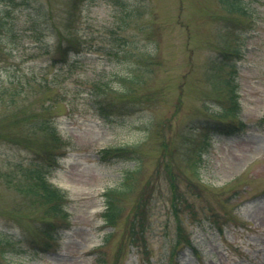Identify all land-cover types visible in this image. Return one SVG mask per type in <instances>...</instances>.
<instances>
[{
  "label": "rangeland",
  "instance_id": "obj_1",
  "mask_svg": "<svg viewBox=\"0 0 264 264\" xmlns=\"http://www.w3.org/2000/svg\"><path fill=\"white\" fill-rule=\"evenodd\" d=\"M14 1L0 0L17 34L14 43L1 38L9 55L0 56V91L23 84L13 106L0 102V231L9 242L0 245V264H264V0H245L250 18L230 14L225 0H77L76 8L74 0ZM33 21L42 41L33 36ZM73 31L83 34L85 53L53 64L45 46L54 49ZM231 48L242 53L229 62L237 117L247 126L221 135L212 127L238 120L224 111L231 105L224 81L232 73L224 52ZM99 85L105 90L98 95ZM40 112L64 141L50 181L68 199L66 220L47 215L7 181L19 176L17 163L36 160L44 134L12 123L14 116L32 121ZM206 127L205 151L198 143ZM118 146H136L138 158L100 161V150ZM130 172L134 190L116 228L106 227L104 193ZM169 173L195 208V218L185 210L179 222L196 253L176 246ZM147 181L148 226L133 245L129 226ZM44 220H54L56 240L42 232Z\"/></svg>",
  "mask_w": 264,
  "mask_h": 264
},
{
  "label": "trees",
  "instance_id": "obj_2",
  "mask_svg": "<svg viewBox=\"0 0 264 264\" xmlns=\"http://www.w3.org/2000/svg\"><path fill=\"white\" fill-rule=\"evenodd\" d=\"M11 1H13L15 5L16 2L14 0H10V2ZM21 4L28 6V3L26 2ZM224 4L230 14L238 15L246 18H250L252 15L248 7V4L245 2V0H225ZM72 6L73 8L77 7V0H74ZM71 22L72 21L70 20L69 25L71 24ZM33 26L34 29L32 30L34 32L33 33L34 38L36 39V41L38 40L42 41L43 35L41 31L40 34L37 35L36 30H38L37 29L38 27L36 26L34 21H33ZM238 26L239 25H237V27ZM77 32L73 31L69 33L67 36L64 37V41L60 40L58 42V44L54 49L47 48V46H45L46 48H44L45 50L44 53L54 55V57L52 58L53 64H59L65 62L67 60V57L71 53L78 54L80 56L83 55V52L86 50L83 41V34ZM3 37L4 40H6L9 43H14L17 37V34L15 33L14 19L12 17V14L10 13L9 7H7V10L5 9L4 11L0 9V56L3 55L8 56L9 52L2 50V48L5 49L3 47V43L1 39ZM241 54L242 53L238 48L236 49L231 48L224 52V60L226 61V64L230 66L232 69V73L230 74L229 77H226L224 81V85L228 87L229 96H231L230 97L231 105L229 107H225L224 111L227 112L225 114L226 116L229 115L233 119H235L239 114L240 108H239V100H238L239 96L237 89L235 88L236 84L234 83L235 78L233 75L235 73V67L229 62V60H232V56H239ZM128 83L132 85V84H137L138 81L135 80L134 78H130ZM22 85H20L17 89L0 91V102L4 101L5 103H9L13 106V104H15L17 101L15 100L16 96H18L22 92V87H21ZM38 86L40 90L49 89L48 86H46V84L43 83H39ZM103 86H105V84H103ZM101 89L103 91L104 87H101L99 85L98 86L99 91L96 94L98 95L101 94ZM110 90L113 92V89L111 88H107L106 91L109 92ZM125 93H127L126 95H128L131 93V91L128 90ZM98 101L100 102V100ZM101 103L104 104L103 99ZM43 109L48 110L49 107H43ZM41 112H46V111H41ZM37 115H35L34 118H32V121L31 118L28 117L19 118L18 113L17 116H14L16 119L12 123L22 124L26 122L29 126H32L33 129L37 131H41L44 134L40 136L43 142L42 143L38 142L37 145L40 149L38 150L33 149L34 152L36 153L34 154V159L36 160L31 161L28 166H25L23 163H17L15 167L20 172L19 176H15V175L11 177L9 176V178H7V181L10 185H13V188L16 191H18L20 194L31 199L33 203H37L41 207L43 206L47 215L51 217H59L61 219L66 220L67 211L65 204L68 201V199L66 198L64 192L50 181V173L58 166L59 158L64 153L61 147L63 146L64 141H62V136L58 131L56 123L53 120H50L49 117H44L42 113L39 114L38 117ZM4 121L5 118L3 116H0V126H3ZM237 121L235 120V123L229 122V124L227 125L226 124H218L219 126L212 125L213 126L212 132L221 135L238 133L240 132V130L246 127L245 126L246 124L244 122H240V121L237 122ZM204 129L206 131L202 132V135L200 136V143H198V145L201 144L202 146L201 149L206 151L210 146V141L208 139V134L210 131L208 130V127ZM36 141H39V139ZM162 147L164 148V154L162 160L165 157V161H166L167 152L164 142L162 143ZM135 148L137 147L136 146L107 147L100 150L98 152V156L100 161H102L103 163L136 159L138 158L139 155L135 152ZM203 153H204L203 151L198 152L197 157L194 161V166L196 167L195 169L196 173H198L199 171L197 169L198 168L197 166L201 161V157ZM165 165L167 168H169V163H167V161ZM130 173L126 175L120 186L108 188L104 193L106 208L102 212V217H103L104 225L106 227L116 228L118 224L117 223L118 217L122 215L124 212V206L122 202H124V200L128 198L127 196L130 195L134 190L133 185L130 184L131 180H129L133 172ZM166 179H168V183L171 190L170 205H169L170 208L168 209V211L169 212L172 211L174 217L177 218L176 245L179 244L191 245L190 234L187 233L185 227L182 225L181 222H179V219H180V215L185 210L189 212L190 216L195 218L196 217L194 211L195 208L191 204L185 193H183L179 189L176 175L169 173L168 178L166 177ZM150 181L152 180L150 179ZM150 181H147V183H145L146 185L141 189L138 195V201L136 203L135 211L132 213L133 218L132 221L130 222L129 234L131 236V243L133 245H139V239L143 240L144 233L148 226L149 210L151 208L152 199H153V189H152L153 184ZM44 222L46 223L47 221L44 220L43 223ZM213 222L216 225H218V227H220L217 218L216 219L213 218ZM55 229L56 228L54 226V220L52 221L49 220L46 223V225L43 228H41L44 235H46L48 238L52 240H56L58 238L54 236ZM220 231H222V229H220ZM113 233L114 231L107 233L105 235V238L103 239V244L100 247H104V245L108 242V240L110 239ZM0 236H1L0 237L1 248L5 249L6 245L9 242L7 239H5L4 233L2 231H0Z\"/></svg>",
  "mask_w": 264,
  "mask_h": 264
}]
</instances>
